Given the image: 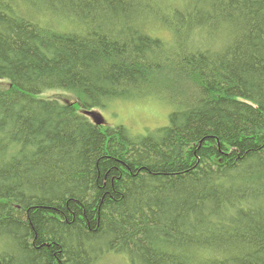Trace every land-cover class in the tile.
<instances>
[{
    "label": "trees",
    "instance_id": "obj_1",
    "mask_svg": "<svg viewBox=\"0 0 264 264\" xmlns=\"http://www.w3.org/2000/svg\"><path fill=\"white\" fill-rule=\"evenodd\" d=\"M0 264H264V0H0Z\"/></svg>",
    "mask_w": 264,
    "mask_h": 264
},
{
    "label": "rangeland",
    "instance_id": "obj_2",
    "mask_svg": "<svg viewBox=\"0 0 264 264\" xmlns=\"http://www.w3.org/2000/svg\"><path fill=\"white\" fill-rule=\"evenodd\" d=\"M48 97L65 100V102L74 101L69 94L58 91L48 93ZM80 113L93 123H96L97 116L102 125H122L135 133H143L165 126L170 108L156 100L146 99L134 102L116 101L104 110H81Z\"/></svg>",
    "mask_w": 264,
    "mask_h": 264
},
{
    "label": "water",
    "instance_id": "obj_3",
    "mask_svg": "<svg viewBox=\"0 0 264 264\" xmlns=\"http://www.w3.org/2000/svg\"><path fill=\"white\" fill-rule=\"evenodd\" d=\"M96 120H97L96 123H97V124H100V120L98 119L97 116H96Z\"/></svg>",
    "mask_w": 264,
    "mask_h": 264
}]
</instances>
